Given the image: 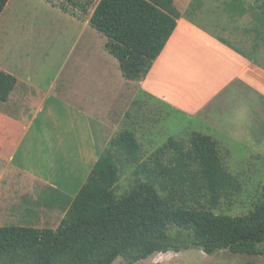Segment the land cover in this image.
<instances>
[{
	"label": "trees",
	"instance_id": "obj_1",
	"mask_svg": "<svg viewBox=\"0 0 264 264\" xmlns=\"http://www.w3.org/2000/svg\"><path fill=\"white\" fill-rule=\"evenodd\" d=\"M8 1L0 0V14ZM232 6L237 7V1ZM185 14L191 18V10ZM178 17L173 0H98L88 24L106 38L104 48L116 59L122 77L140 81ZM15 85L16 78L0 69V102L8 99ZM114 151L145 177L120 197L114 192L118 181ZM238 187L210 135L192 131L186 142L168 137L141 160L134 131L122 129L110 139L78 193L63 206L65 216L56 229L0 226V264H112L118 257L133 264L155 252L189 249L206 255L222 250L263 255L264 186L252 209L242 215L215 214L209 208L178 203L202 195L215 208ZM160 190L166 194L161 196Z\"/></svg>",
	"mask_w": 264,
	"mask_h": 264
},
{
	"label": "crops",
	"instance_id": "obj_2",
	"mask_svg": "<svg viewBox=\"0 0 264 264\" xmlns=\"http://www.w3.org/2000/svg\"><path fill=\"white\" fill-rule=\"evenodd\" d=\"M233 1L237 7L231 6L240 17L254 12L257 19L252 31L264 32V0H253L254 8L247 0ZM220 40L180 13L147 75L140 81L125 80L123 86L126 81L132 83L133 90L205 130L194 131L210 135L216 143L217 135H222L234 146L240 140L227 127L234 124H209L211 118L206 113L211 106L223 103L226 110L237 107L245 116L264 115V39L255 41L251 55ZM78 49L83 53L78 62L70 63L71 74L61 82L56 76L45 90L0 67L16 78L8 99L0 102V226L55 229L57 215L65 214L63 206L78 193L104 151L105 126L97 118L99 96L85 85L84 91L77 90L81 77L74 73L78 67L86 71L89 50L96 54L91 65L99 71L98 76L107 68L119 69L118 63L95 42L76 41L70 54ZM117 79L121 81L118 74ZM110 91L115 100L120 96L119 86ZM75 97H81L85 105ZM246 128V124L238 128L244 129V137ZM259 135L257 152L264 155V131Z\"/></svg>",
	"mask_w": 264,
	"mask_h": 264
},
{
	"label": "rangeland",
	"instance_id": "obj_3",
	"mask_svg": "<svg viewBox=\"0 0 264 264\" xmlns=\"http://www.w3.org/2000/svg\"><path fill=\"white\" fill-rule=\"evenodd\" d=\"M74 2L82 5L86 10H82ZM97 2L98 0H9L0 14L1 69L22 76L24 79H31L34 86L41 90H45L50 83H53L56 76L59 78L58 82L63 81L71 74L70 63L78 62L80 53H83L82 49H78L75 54H70V48L76 41L95 42L104 47L106 38L88 24ZM234 3L233 0H173V6L179 15L182 13L186 16L185 12L191 10L190 17L194 23L236 50L251 55L254 52L255 41L264 39V32L256 34L252 31L251 27L256 25L257 19L254 12L240 17L231 6ZM246 3L254 8L253 0H247ZM191 6L193 8H190ZM89 51L86 71L78 67L80 71L77 69L76 73H73L76 74L75 77H81L77 90L84 91L82 87L85 85L99 96L97 109L100 111L97 113V118L102 120L105 126L102 130L103 150L109 147L111 137L122 129H130L134 131L141 144V160H145L157 151L168 137L186 142L190 132L195 129L204 130L203 127L193 126L192 122H188L167 105L133 90L132 83L126 81L124 87L122 82L125 79L119 73V69L107 68L103 71L104 74L98 76L99 71L91 65L96 54H93V50ZM117 74L121 80L119 82ZM116 86H119L120 96L115 100V93H112L110 88ZM75 100L85 105L81 97H75ZM211 108L212 110L206 113L211 118L209 124H218V122L234 124L233 128L228 125L227 127L240 140V143L232 146L225 141V138L223 139L222 135H217L218 144L216 143L224 168L238 180L239 187L222 197L215 208H210L202 195L197 196L195 200L178 203L191 208H209L215 214L230 216L246 214L261 197L264 155L257 152V148L260 147L257 142L262 139V137L258 139V136L260 131H264V115L245 116L236 110L237 107L226 110L223 103L215 104ZM244 124L247 127L245 137L244 129H238ZM228 129L227 131L230 132ZM114 155L118 166V181L114 192L120 197L127 193L136 181L145 177L139 167L128 163L120 153L114 151ZM170 155L171 152L165 154L162 161L167 162ZM159 193L162 196L166 191L160 190ZM60 215H57L53 224L55 229L65 216V214ZM261 246H264V242ZM247 263L264 264V254L233 255L222 250L206 255L202 251L189 249L179 252H155L133 264ZM112 264H126V262L118 257Z\"/></svg>",
	"mask_w": 264,
	"mask_h": 264
}]
</instances>
